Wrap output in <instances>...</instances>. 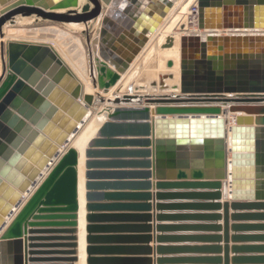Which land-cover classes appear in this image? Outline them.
<instances>
[{
	"label": "water",
	"instance_id": "1",
	"mask_svg": "<svg viewBox=\"0 0 264 264\" xmlns=\"http://www.w3.org/2000/svg\"><path fill=\"white\" fill-rule=\"evenodd\" d=\"M180 1L0 0V264H79L73 142L98 112L87 264H264V0H197L179 83L124 82ZM40 23L85 36L97 94L54 38L15 30Z\"/></svg>",
	"mask_w": 264,
	"mask_h": 264
},
{
	"label": "bare ground",
	"instance_id": "2",
	"mask_svg": "<svg viewBox=\"0 0 264 264\" xmlns=\"http://www.w3.org/2000/svg\"><path fill=\"white\" fill-rule=\"evenodd\" d=\"M187 1V3H186ZM197 0H183L179 6L177 7H181L183 4L184 6L181 9V15H179V17H177L175 19L174 22L171 23V25L167 28V30L165 31V34L162 36L163 38L161 39V41H159L158 43H155V47H152V52L150 54H154L155 52L158 53L157 59L158 60H162L163 62H165V65L167 67V69H165L161 74H159V76L162 75H168V74H173L175 76V79H173V81H166V83L168 84V86H174L177 85L179 83L180 80V40H181V36L182 34L178 33V32H174V30L176 29L177 25L179 24V22H181L182 18L186 16V14H188L191 10V5L193 2H195ZM170 16H172V14H170L167 18H166V22L171 18ZM191 19L193 20V17H191ZM194 21V20H193ZM193 28L195 29V27L193 26ZM167 36H173L174 37V43L173 45L169 48V49H164L162 50L160 48V46L163 44V42L165 41ZM19 38V36H18ZM1 43V40H0ZM152 46V45H151ZM160 48V50H158ZM157 49V51H156ZM145 51V50H143ZM154 51V52H153ZM173 52L175 53L173 55V57H166V55L163 52ZM147 55V54H146ZM144 59V58H143ZM74 63H72V68L75 70L76 74H78V76L80 77L82 83L84 84L85 87V91L87 94H97V90L94 89L91 79L87 76V72L85 71L84 67L82 64L73 61ZM169 62H173V67L172 68H168V63ZM140 64V62H139ZM165 67H163L164 69ZM147 88V87H145ZM160 90L162 89L161 86H159ZM128 89L130 91H134V88L128 87ZM148 89V88H147ZM107 98H113V91L109 93V95H107ZM98 113H94L85 123V125L83 127H81L79 133L74 137V141L77 140L75 142V149L79 152L80 155V160H79V191H80V206H81V215L83 214V209H84V205L86 202V194L85 191L86 190V184L84 186V182L83 179H86V151H87V147L90 143V141L92 139H94L104 121V117L103 116H99ZM81 220H83V218H81ZM84 225V223H82Z\"/></svg>",
	"mask_w": 264,
	"mask_h": 264
},
{
	"label": "rangeland",
	"instance_id": "3",
	"mask_svg": "<svg viewBox=\"0 0 264 264\" xmlns=\"http://www.w3.org/2000/svg\"><path fill=\"white\" fill-rule=\"evenodd\" d=\"M182 1H180V2H182ZM186 3H187V1H186ZM196 3H197V1L192 3L190 11L195 10ZM177 6H179V5H177ZM183 6H184V4L179 8L177 7L178 10L174 13V15L170 16L171 18H170V20H168L165 23L166 25L164 24L165 26L164 27L162 26L163 29H161V31L158 33V37L151 40L150 44L148 46H146V48L144 49L145 51H143L141 53V55L137 58V60L134 62L131 71L125 77L124 82L126 80H128V78L132 74H134L135 72H138V71H140V73L138 74V76H136V79L134 80V84L135 83L142 84V86L147 87L149 89L148 91H150V90H152L150 84L153 82H157V81L159 82V80H160L159 74H161L165 69H167V67L165 65V62L157 59V56H158L157 54L159 52L158 53L155 52L154 54H150V53L154 49V48L152 49V47L155 45V43H158L163 38L162 36L165 34V31L171 25V23L174 22L175 19L177 17H179V15L182 14L181 9ZM188 16H190L189 13L186 14L185 17H188ZM191 17L192 16H190V18ZM35 26L36 25H34V26H29V25L21 26V25H19L18 27L23 28V29L24 28L33 29V28H37ZM55 26H60V25H55ZM60 27H63L61 29V32L64 33V36L62 35L59 40H55L53 45L61 53V55L65 58V60L69 64L72 65V63H74L73 61L78 62V63L82 64L85 71L87 73H89V71H90V69H89V53H88V48L86 45L85 36L79 31L71 30V29L66 28L64 26H60ZM39 28H41V27H39ZM67 29L70 31H68ZM193 30H194V28L190 27V31H193ZM174 32H177V27L174 30ZM158 50H160V48ZM156 51H157V49H156ZM163 53L166 55V57L168 56V58L173 57V55L175 54L173 52L171 53L168 51L163 52ZM158 61H160V62H158ZM139 62H140V64H139ZM163 67H165V68L163 69ZM139 68H140V70H139ZM2 71H3V66H2V63L0 60V76L2 74ZM114 95H116L115 91L113 92V96Z\"/></svg>",
	"mask_w": 264,
	"mask_h": 264
},
{
	"label": "crops",
	"instance_id": "4",
	"mask_svg": "<svg viewBox=\"0 0 264 264\" xmlns=\"http://www.w3.org/2000/svg\"><path fill=\"white\" fill-rule=\"evenodd\" d=\"M81 1L83 2L84 0H81ZM123 2L126 3V4H131L130 0H123ZM180 3L181 2H179V4ZM178 8L176 7L174 9H172L170 14L174 15V13L178 10ZM117 10H119V9H117ZM165 23H166V20L161 24L158 33L166 25ZM35 27H37V28H33V29L24 28L23 29V28H20V27H16L15 30H17L18 32L26 31V34L35 35L36 37L38 36L39 38L40 37H43V38H54L55 40H59L62 35L64 36V33L61 32V29L63 27L55 26L54 24L40 23L39 25H36ZM39 27H41V28H39ZM68 31H70V30H68ZM158 33L156 34V36L153 37V39L158 37ZM5 42H7V40ZM51 43L53 44L54 42H51ZM0 60H1V57H0ZM158 62H160V61H158ZM1 63H2V61H1ZM76 141L77 140H75L73 142V147L74 148H75V142ZM83 182H84V186H85V184H86V179L85 178L83 179ZM86 193H87V191H85V194ZM79 201H80V191H79ZM86 204H87V202H85L84 209H83V214L81 215V206H80V212H79V264H87L86 263V260H87V254H86V247H87V244H86V236H87V233H86V214H87ZM81 218H83V220H81ZM82 223H84V225Z\"/></svg>",
	"mask_w": 264,
	"mask_h": 264
}]
</instances>
